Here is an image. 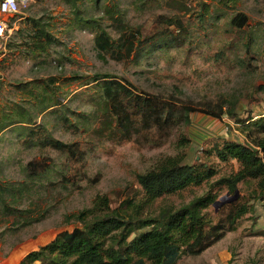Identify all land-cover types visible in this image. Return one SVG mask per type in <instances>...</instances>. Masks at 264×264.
Instances as JSON below:
<instances>
[{
    "label": "rangeland",
    "instance_id": "1",
    "mask_svg": "<svg viewBox=\"0 0 264 264\" xmlns=\"http://www.w3.org/2000/svg\"><path fill=\"white\" fill-rule=\"evenodd\" d=\"M78 5L81 18L101 19L102 25L110 23L103 15L106 5L150 37L168 34L159 27L160 16L175 17L186 38L168 48H161L164 42L155 49L142 45L136 57L120 62L102 61L96 57L94 33L82 28L63 0H32L20 11L11 36L0 42V125L15 123L0 130V181L26 188L15 204L9 197L5 201L30 211L32 221L21 226L13 216L0 218V264H20L58 233L81 228L70 217L90 208L98 196H106L112 208L125 199L142 198L136 176L164 157L179 153L185 164L204 163L215 171L208 183L167 200L176 206L239 170L235 162L219 161L212 150L225 141L252 144L235 119L196 112L189 126L145 130L138 124L129 137L102 99V75L153 100L201 111L237 99L240 120L264 116V0H100L99 6L80 0ZM241 14L247 20L236 29L230 22ZM37 28L54 40L46 53H31ZM182 138L189 142L180 148ZM46 141L64 147L44 146ZM30 162L36 163L37 175H30ZM212 191L216 201L233 196L218 186ZM254 192L255 181L239 183L237 201L248 202L251 212L201 255L184 256L177 264H264V197L252 200ZM164 203L156 201L152 211ZM227 206L217 211L209 207L206 217L217 224Z\"/></svg>",
    "mask_w": 264,
    "mask_h": 264
},
{
    "label": "trees",
    "instance_id": "2",
    "mask_svg": "<svg viewBox=\"0 0 264 264\" xmlns=\"http://www.w3.org/2000/svg\"><path fill=\"white\" fill-rule=\"evenodd\" d=\"M79 1L63 0L82 22V28L94 33L96 57L102 61L109 58L120 62L131 56L136 57L143 49L142 45H150V48L155 49L159 48L160 42H164L161 48H168L179 40L182 44L186 38L178 18L160 16L157 19L159 27L167 30L168 34L166 37H160L159 34L150 37L143 33V28L133 29L127 24L119 11L116 10L115 16L106 5L103 15L110 23L102 25L101 19L81 18ZM93 1L96 6L100 5V0ZM246 20L245 15H236L230 24L241 29ZM109 29L115 36L108 32ZM31 39V53H46V48L54 43L52 36L40 28L35 29ZM249 45L250 41L246 47L249 48ZM100 80L98 86L102 99L108 103L120 129L129 137L137 130L138 124L145 130L189 126L191 114L199 112L218 120L223 116L235 119L237 124H242L241 131L252 144L225 141L214 145L212 150L217 159L235 162L239 170L220 178L206 193L178 206L168 204L167 200L189 188L208 183L215 171L204 163L185 164L184 155L179 153L162 158L152 169L136 176L142 198H128L112 208L106 196L96 197L90 208L70 217L71 223L80 224L81 228L58 233L46 246L23 258L20 264H177L184 256L201 255L220 241L226 232L234 231L237 222L252 210L248 202L236 200L225 207L227 211L224 218L212 224L206 217V211L214 207L216 202L217 196L212 191L214 186L225 188L234 195L239 183L253 180L256 192L250 198L257 200L264 197V138L260 139L254 134H264V116L258 119L248 117L246 124L247 121L236 116L237 99H224L216 110L200 111L186 105L178 106L169 100H153L138 95L122 83L113 81L110 75H102ZM12 124L15 123L2 124L0 130ZM188 142L186 138L180 139L179 147H184ZM43 145L60 150L64 147L57 141H46ZM35 167L34 162L28 164L32 176L38 174ZM26 191V188H16L0 181V218L13 216L17 225L30 224L32 219L27 216L30 211L17 210L6 205L5 201V197H9L13 205ZM158 200L165 203L152 211Z\"/></svg>",
    "mask_w": 264,
    "mask_h": 264
},
{
    "label": "built area",
    "instance_id": "3",
    "mask_svg": "<svg viewBox=\"0 0 264 264\" xmlns=\"http://www.w3.org/2000/svg\"><path fill=\"white\" fill-rule=\"evenodd\" d=\"M31 2L32 0H0V42L9 39L20 11Z\"/></svg>",
    "mask_w": 264,
    "mask_h": 264
},
{
    "label": "water",
    "instance_id": "4",
    "mask_svg": "<svg viewBox=\"0 0 264 264\" xmlns=\"http://www.w3.org/2000/svg\"><path fill=\"white\" fill-rule=\"evenodd\" d=\"M238 198V191H235L233 196H229L228 194L222 197L219 201H216L213 205L215 208V211H217V208L224 205V204H229L231 202L236 201Z\"/></svg>",
    "mask_w": 264,
    "mask_h": 264
}]
</instances>
